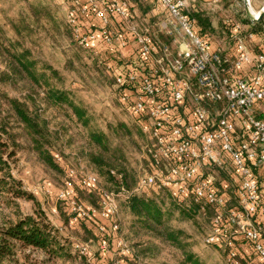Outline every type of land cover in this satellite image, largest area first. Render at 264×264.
Listing matches in <instances>:
<instances>
[{
	"label": "rangeland",
	"instance_id": "obj_1",
	"mask_svg": "<svg viewBox=\"0 0 264 264\" xmlns=\"http://www.w3.org/2000/svg\"><path fill=\"white\" fill-rule=\"evenodd\" d=\"M69 2L0 0V104L5 103L4 95L15 98L25 104L30 114L39 118L47 133V148L57 165V168H50L39 159L30 148L31 143L26 132L19 129L12 119V113L8 111L5 121H8L17 149L15 161L11 163V172L21 180L22 187L34 198L15 199L14 204L6 207L1 205L0 211L11 219L17 214L35 215L42 211L57 228L58 234L67 240L69 251L68 257L44 261L40 251L26 248L17 252L18 258L26 264H186L185 256L191 255L200 264H229L224 243V238L228 235L237 251L244 257L238 256L240 264H257L251 245L241 238L234 226L229 227L225 221L222 225L227 232L217 235L216 243L206 241L213 228L212 219L216 211H227L231 208L240 210L236 197L238 177L227 161L207 170L217 194L225 199L221 207L201 203L197 205V212L188 217L181 216L178 212H165L166 226L179 231L177 244L164 240L137 223L128 211L125 195L119 192L122 187L120 176L115 172L107 176L106 166L102 162L99 164L91 161L89 153L98 148L89 140V133L100 131L105 136L108 149H115L117 164L125 169L129 182L132 179L137 182L144 174H165L168 169L165 161L156 166L152 164L145 146L152 145L153 141L140 127L142 122H146V117L133 116L123 108L119 100L121 91L115 84L113 73L105 69L107 63L114 69L125 64L121 50L109 52L110 49L102 47L101 50L93 52L81 48L73 36V29L77 27L79 33L94 30L97 22L92 15H89L90 19L85 15L72 13ZM185 2L189 12L192 13L195 9L208 18L210 26L201 32L208 37L211 47L222 52L228 51L233 44L230 34L234 22L242 25V34L257 25V20L248 25L249 17L242 0ZM263 2L264 0H250V6L257 12ZM131 14L140 27L149 29L153 39L165 42L171 52L174 51L172 39L163 36L158 30V22L162 18L160 9L152 8L144 1L133 2ZM191 17L197 23L196 18ZM262 18L261 25L264 26V16ZM250 43L253 44L254 51L259 50L257 45L260 41ZM20 54L33 63L39 84L32 83L14 72L13 57ZM47 85L62 91L83 112L81 120L71 115L65 101L56 104L48 102L45 97ZM67 168L73 169L77 175L83 171L97 175L96 190L90 188L89 193H83L77 187L73 188L76 198L84 205L96 208L101 190L119 192V197L116 198V214L107 218L91 214L84 221L71 216L66 205L55 196L67 179ZM255 175L257 181L261 182L264 202V167L255 171ZM147 190L150 197L164 194L165 203L167 196L171 201L178 202L169 196L166 189ZM190 200L185 198L179 203L187 208ZM114 223L118 225L116 231L111 228ZM99 225L109 233L105 248L100 247L102 232ZM257 226L264 235V222H258ZM117 236L127 242V252L121 251L116 245L114 239ZM82 247L83 252L80 251ZM245 252H248V256Z\"/></svg>",
	"mask_w": 264,
	"mask_h": 264
},
{
	"label": "built area",
	"instance_id": "obj_2",
	"mask_svg": "<svg viewBox=\"0 0 264 264\" xmlns=\"http://www.w3.org/2000/svg\"><path fill=\"white\" fill-rule=\"evenodd\" d=\"M69 1L72 13L90 19L92 15L97 22L94 30L79 33L77 27L73 29L80 47L93 52L102 47L109 52L122 51L125 64L114 69L107 63L105 69L113 73L123 108L133 116L146 117L140 127L153 141L145 146L152 164L165 161L168 165L165 174H144L131 191L120 187L119 192L127 199L132 193L147 195V188H161L178 202L189 198L221 207L225 199L217 194L207 170L227 161L238 177L240 210L216 211L206 241L216 243L217 235L227 232L222 225L225 221L251 245L257 264H264V237L257 226L264 222L263 189L255 175L264 167V40L256 39L252 32L242 34V25L234 22L233 44L222 52L198 32L185 0H145L162 11L158 30L172 39L171 52L168 44L153 39L147 27L132 19L129 0ZM247 3L249 6L250 0ZM263 7L264 2L260 10ZM257 40L259 50L254 51L250 42ZM67 172L70 177L55 196L74 218L116 214L119 192L102 190L97 210L78 201L73 189V181L93 188L97 175L89 171L77 175L70 168ZM98 228L102 235H109L102 226ZM111 228L116 231L118 225ZM114 240L121 251H128L121 236ZM224 243L229 264H240L231 237L227 235ZM107 245V239L102 238L100 247Z\"/></svg>",
	"mask_w": 264,
	"mask_h": 264
},
{
	"label": "trees",
	"instance_id": "obj_3",
	"mask_svg": "<svg viewBox=\"0 0 264 264\" xmlns=\"http://www.w3.org/2000/svg\"><path fill=\"white\" fill-rule=\"evenodd\" d=\"M129 1H132V6L133 2H146L145 0ZM189 14L196 18L197 23H195V25L198 28V32L203 35L204 33L201 31L204 30L205 27L210 26L208 18L202 14V12L195 9H193L192 13L189 12ZM262 20L263 18L257 20L255 23L258 26L256 25L248 31L254 33L259 40H264V26L261 25ZM247 23L248 25L254 24L250 18L247 19ZM83 49L86 51L90 50L88 48ZM13 58L14 72L22 77L24 76L32 83L39 84L36 70L33 68V63L24 59L22 54L14 55ZM45 97L48 102H53L55 104L65 101L70 108L72 116L78 120H81L83 117V112L79 111V108L68 100L62 91L53 89L47 85ZM4 100L5 103L3 105L0 104V116L2 115L0 117V206L6 207L7 205L14 204L15 199L18 198L31 200L34 198L31 193L27 192L22 187L21 180L15 177L11 172V163L15 161L14 157L17 149L16 141L9 131L8 121H5L8 117L6 114L8 111L12 113V119H14L19 126V129L23 130L24 133L26 132L27 138L31 143L30 148L36 152L39 159L50 168H57V165L47 148V133L42 123L39 122V118L30 114L23 102L5 95ZM104 138L105 136L102 132L90 131L89 140L98 148L92 153H89L91 161L99 164L102 162V164L106 166L105 174L109 176L111 173L115 172L120 176L122 187L125 190L131 191L136 184L135 180L132 179V182L127 180L125 169L117 164L115 149H108ZM105 154L106 156H104ZM67 169H65V175L69 178L70 176L68 175ZM73 185L83 193H89L91 191L81 187L76 181H73ZM96 189V186L92 188V190ZM163 195L164 194H157L155 197H150V195L141 192L132 193L125 203L129 213L142 227L170 243L177 244L179 241V231L166 226V214L178 212L181 216H192L197 212V205L200 203L190 200V204L185 208L179 202L176 203L171 201V199L167 198L168 196L166 197L167 201L165 203L163 199L165 195ZM98 196L100 200L101 192ZM99 200L96 208L99 207ZM165 212L167 213L165 214ZM78 220L84 221L85 218H79ZM262 236L264 237V235ZM102 238H106V235L100 236V239ZM26 248L40 251L44 256V261L69 256V253H67L69 252L67 240L63 239L58 234L57 228L48 221L46 215L42 211L36 212L35 215L17 214L14 219L5 216L0 211V264H26L25 261L20 260L17 256V252L20 249ZM237 256L244 258L239 252H237ZM25 257L26 255H24V258ZM185 257L186 264H200L194 256L186 255Z\"/></svg>",
	"mask_w": 264,
	"mask_h": 264
},
{
	"label": "water",
	"instance_id": "obj_4",
	"mask_svg": "<svg viewBox=\"0 0 264 264\" xmlns=\"http://www.w3.org/2000/svg\"><path fill=\"white\" fill-rule=\"evenodd\" d=\"M244 9L246 12V15L249 18L253 17V14L250 12V10L248 9V3L247 0H244ZM264 16V7L258 12V14L256 15V20H259L260 18H262Z\"/></svg>",
	"mask_w": 264,
	"mask_h": 264
},
{
	"label": "crops",
	"instance_id": "obj_5",
	"mask_svg": "<svg viewBox=\"0 0 264 264\" xmlns=\"http://www.w3.org/2000/svg\"><path fill=\"white\" fill-rule=\"evenodd\" d=\"M249 6H250V5H249ZM250 9H251V11L254 12V10H253V8H252L251 6H250ZM257 12H258V11H257ZM254 13H256V12H254ZM255 38H256V36H255ZM256 39H257V38H256ZM263 178H264V177H263ZM262 181H263V183H264V179H263ZM263 183H262V184H263ZM244 254H245V255L247 254V256H248V252H245ZM247 258H248V257H247Z\"/></svg>",
	"mask_w": 264,
	"mask_h": 264
},
{
	"label": "bare ground",
	"instance_id": "obj_6",
	"mask_svg": "<svg viewBox=\"0 0 264 264\" xmlns=\"http://www.w3.org/2000/svg\"><path fill=\"white\" fill-rule=\"evenodd\" d=\"M248 9L250 10V12L254 15V16H256L257 14H258V12H256V13H254L253 11H251V9H250V6H248Z\"/></svg>",
	"mask_w": 264,
	"mask_h": 264
}]
</instances>
